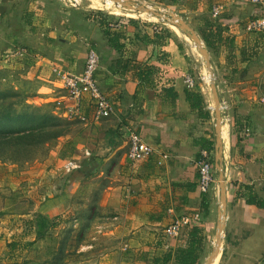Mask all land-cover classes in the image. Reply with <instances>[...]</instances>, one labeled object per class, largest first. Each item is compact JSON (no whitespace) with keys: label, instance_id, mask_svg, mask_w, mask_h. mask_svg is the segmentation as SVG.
Here are the masks:
<instances>
[{"label":"crops","instance_id":"obj_1","mask_svg":"<svg viewBox=\"0 0 264 264\" xmlns=\"http://www.w3.org/2000/svg\"><path fill=\"white\" fill-rule=\"evenodd\" d=\"M90 1L91 6L104 8V0ZM194 1H198L197 10L205 8V3H212L209 24L215 31H220L221 36L213 52L215 67L221 76L219 92L223 85L231 95L229 114L233 117V130L229 151L226 150L229 122H223L225 264H264V204H250L241 194L251 191L264 203V88L260 85L264 83V70L261 69L257 77L253 75V71L264 67V32L248 29L250 19L264 16V5H257L262 9L254 10L245 0ZM126 2H130L131 7L119 10L123 16L149 20L146 16L151 10H161L137 0ZM14 3L16 0H0L3 41L37 48L41 61L34 60L26 66L25 72L48 90L55 91L57 87V98H64L60 103H66L73 114L86 116L90 113L93 117L94 109L87 100L78 109L73 108L75 103L67 97V92H63L52 66L59 64L79 72L83 70L90 47L98 48L101 55L96 78L116 111L111 117L95 123L94 131L99 130L102 135L100 151L86 149L91 157L84 151L80 161L83 167L92 158H97L100 172L97 174L99 170L96 171L93 176L104 175L109 180L99 203L103 212L96 216L102 222L95 227L96 232H103L105 227L103 233L110 243L92 264H178L176 253L184 239L167 236L165 230L175 218L201 212L204 194L197 188L196 162L204 149L194 140L205 136L215 141V136L205 126L207 121L192 110L186 98L189 88L185 75L193 68L191 58L181 52L171 31L161 27L131 20L108 23L111 31L123 34L121 56L109 46L99 16L18 9L20 5ZM214 5L222 8L218 16L212 13ZM108 11L120 15L116 9ZM173 27L191 46L192 52L203 58L198 41L175 25ZM118 57L124 63L130 61L129 69L123 71L122 67L113 65ZM148 69L152 73L146 80L142 73ZM207 70L206 66L203 72ZM204 82L210 95L211 84ZM164 88H173L177 98L173 100ZM215 106L211 99L212 113ZM132 131L154 148L153 153L141 162L129 160L128 140ZM213 155L216 159V144ZM38 178H31L30 183L39 186ZM86 178L88 176H77L72 180L65 175L64 186H57L54 194L48 192L50 185L45 181V192L42 196L33 192L34 200L28 201V207H15V203L12 207H0V264L18 261L22 250L12 249L10 243L25 241L21 237L25 222L35 220L40 214L52 219L72 211L67 185L83 183ZM199 225L203 227L202 222ZM80 262L76 264L84 261ZM65 264H69V259Z\"/></svg>","mask_w":264,"mask_h":264},{"label":"rangeland","instance_id":"obj_2","mask_svg":"<svg viewBox=\"0 0 264 264\" xmlns=\"http://www.w3.org/2000/svg\"><path fill=\"white\" fill-rule=\"evenodd\" d=\"M137 1L141 4H150L155 8L166 10L170 12V15L175 14L189 24L200 36L201 29L210 25L208 15H210L212 3H205L207 4L205 8L197 10L198 1L194 0ZM245 1L254 10L262 9L248 0ZM16 2L14 5L21 6H18V9L23 7L25 9L32 8V11L39 12L41 9L53 12L56 10L68 13L78 12L80 15H85L84 17H101L105 14L109 16V23L128 21L133 18L139 23H146L149 26L161 27L171 31L175 42L180 46L181 52H184L187 58H191L193 68L189 73L195 76L198 83L196 88H199L203 93L207 107H210V95L207 84L203 80V71L206 68L205 59L192 52L191 46L175 31L174 24L171 22L156 18H153L156 21H152L141 17L117 15L105 8L91 6L90 0H16ZM255 12L257 13V11ZM2 41L0 35V207H12L13 203H15V207H28V201L34 200V193L43 195L46 182H49L48 192L52 194L56 192L57 186H64L63 183L67 174L64 167L68 161L73 160L80 163L86 149L93 152L100 151L101 131L95 132L94 128L97 127L95 123L101 119L92 117L90 113L86 116L71 113L66 103H60L61 101L64 102V98H62L63 100L57 98L59 96L57 87L55 91L48 90L40 81L28 77L25 72L26 66L33 64L34 60L41 61L37 54V48L27 45L35 56L18 58L15 57L14 51L16 48L24 46L21 43L11 44L8 41ZM208 50L219 96L228 105V108L222 109V112L224 113L228 109L231 113V101L229 100L231 95L229 96V92L223 85L220 87L221 92H219L221 76L215 67L216 55L210 49ZM2 57L3 59H1ZM37 58L39 60H36ZM261 69L264 70V67L260 66L256 71H253V75L256 74L257 77ZM260 85L264 88V83ZM62 90L64 93L66 92L64 89ZM18 115L32 117L31 120L34 123L32 126L36 128L32 130L27 125L21 128L14 120ZM41 122L43 124H40ZM228 122L230 134L226 145L227 151L230 149L233 130V117L231 115ZM205 126L214 136L213 116ZM59 129L62 130V133L56 134ZM89 156L91 157V154ZM214 167L216 184L213 191L214 196L211 195L210 214L202 222L204 241L200 264L206 263L212 250L218 223L219 178L215 156ZM95 172L90 174L83 183L67 185L68 195L72 200V211L66 213L65 216H60V218H52L58 225L50 229L44 238H36L33 233L26 232L25 234L23 232L21 234L25 241L32 239L34 245L22 250L20 257L16 259L18 261L14 264H65L67 259H69V264H76L80 261H84L83 264H92L98 259L104 248L110 243L108 236L103 233L105 227L103 232H96L95 227L99 222H102V219H98L96 216L103 212L99 203L103 198L105 188L109 185V180L104 178V175L97 176L100 170L93 176ZM36 173L40 175L35 176ZM31 178H38L40 185L36 187L37 184L30 183ZM58 219H60L59 222ZM25 225L26 222L24 223L26 228ZM225 237L223 238L224 245ZM224 254L223 248L219 264H225Z\"/></svg>","mask_w":264,"mask_h":264},{"label":"built area","instance_id":"obj_3","mask_svg":"<svg viewBox=\"0 0 264 264\" xmlns=\"http://www.w3.org/2000/svg\"><path fill=\"white\" fill-rule=\"evenodd\" d=\"M248 1L254 5H264V0ZM221 11L222 8L220 5H214L212 8L214 16H218ZM248 29L264 32V16L250 19ZM31 51L28 47H21L16 48L14 53L15 57L18 58L35 56ZM100 63V52L97 48L90 47L87 51L82 71L76 72L59 64H54L52 71L67 92V97L74 101L75 105L73 108L78 109L87 100L94 109V117L104 119L111 117L115 113L116 107L113 101L106 95V92L101 88L96 78ZM185 83L189 89H195L198 84L195 76L191 73L185 75ZM223 103L226 104V101L223 100ZM128 147V156L132 163L145 160L154 151L152 145L143 140L134 131L129 134ZM86 154L90 155L88 151ZM196 165L198 170L197 188L202 194L213 193L216 184L213 151L208 152L207 150H203ZM80 167L81 164L78 161L70 160L65 164L64 170L66 173H71ZM200 221L201 213L199 211L189 215H182L173 220L166 228L165 234L170 237H178L185 227L191 226L192 224H199Z\"/></svg>","mask_w":264,"mask_h":264},{"label":"trees","instance_id":"obj_4","mask_svg":"<svg viewBox=\"0 0 264 264\" xmlns=\"http://www.w3.org/2000/svg\"><path fill=\"white\" fill-rule=\"evenodd\" d=\"M175 1V0H174ZM99 23L102 28V31L108 38V44L110 47L115 49L119 52L121 55L123 44L121 43V37L123 36L120 32H113L111 31L109 27V16L103 15L99 17ZM131 21H136L135 19L131 18L129 19ZM201 36L206 43V46L208 49H210L212 52L216 51L217 43L221 40L220 31H215L212 29L210 25H207L206 28L201 29ZM123 56V55H121ZM121 58V57H120ZM119 57L114 59L113 65L116 68H121L123 71L125 69H129V63L130 61H127V63H124L122 59ZM143 71V70H142ZM152 73V70L149 69L146 71V73H142V77H145L146 80L149 79L150 75ZM166 93H168L173 100H175L178 96V94L174 91L173 88H164L163 89ZM186 98L189 101L192 110H194L200 118L203 120H210L212 115L210 109L207 107V102L204 98L203 93L198 89H188L186 91ZM32 117H29L27 115H18L14 118L16 120L17 125L23 127L30 126V129L34 130L36 127L32 126L34 123L31 120ZM40 124H43L42 122ZM62 130H58L56 134H61ZM31 134V133H30ZM194 143L198 146H200L202 149L207 150L208 152L215 150V141L213 139H209L205 136L196 137L194 140ZM100 167L97 158H92L87 164H85L83 167L76 169L72 171L71 173H67L66 175L69 176L72 180H74L77 176H89L90 174H93L98 168ZM248 188V187H246ZM213 193L209 192L207 194L203 195L202 198V204H201V221H205V219L209 216L211 211V195ZM242 195L247 197V202L250 204H257L260 206H263V202L259 201L257 197L254 195V193L248 192V193H241ZM58 225V223L46 215H38L37 218L34 220H29L26 222V228H25V234L27 233H33L36 235V238H44L47 232L55 228ZM182 240L184 239V244L176 253V260L178 264H200L201 260V254L203 252V229L199 224H192L191 226L185 227L181 233ZM33 244V241H23L21 243H15L11 242L10 246L12 249L20 248V250H24L27 247L31 246Z\"/></svg>","mask_w":264,"mask_h":264},{"label":"water","instance_id":"obj_5","mask_svg":"<svg viewBox=\"0 0 264 264\" xmlns=\"http://www.w3.org/2000/svg\"><path fill=\"white\" fill-rule=\"evenodd\" d=\"M154 14L159 15L158 11L154 12ZM180 18V17H179ZM181 30L185 32H190V35L198 41L200 44V49L205 59L206 66L210 69L212 73V93L215 96V99L218 104H222L223 107H227L228 105L223 103V98L219 96L218 89L215 82V73L213 70V65L210 58V53L206 43L204 42L203 38L189 25L187 24L182 18H180V22L175 23ZM210 108V107H209ZM211 115L214 119V136H215V144H216V168L219 178V188H220V207L218 211V223L217 229L215 233L216 244H213L212 250L207 257L205 264H213L215 260L218 258L219 255H222V250L224 248V239L221 235V232L224 231V236H226L225 225H226V186H225V177H224V140L222 135V123H223V116L222 111L220 108L214 109V112H211ZM225 117L230 120L229 110L227 109L224 113ZM223 242V244H222Z\"/></svg>","mask_w":264,"mask_h":264},{"label":"bare ground","instance_id":"obj_6","mask_svg":"<svg viewBox=\"0 0 264 264\" xmlns=\"http://www.w3.org/2000/svg\"><path fill=\"white\" fill-rule=\"evenodd\" d=\"M127 6V7H131V3H127L126 0H104V8L107 9V10H115L117 11L118 14H120L121 12L119 10L121 9H124V7ZM140 10H144V8H139ZM160 14L159 15H156L154 14V12L151 10L146 17L149 18V20H152V21H156V20H153V18H156L157 20H162V21H167V22H171L172 24L176 25L175 23L177 22H180V18L178 16H176L175 14H172L170 15L168 11L166 10H159L158 11ZM120 15H123V14H120ZM177 26V25H176ZM178 27V26H177ZM179 28V27H178ZM180 29V28H179ZM185 32V31H184ZM188 36H190L192 39H194L191 35H190V32H185ZM194 41H196L194 39ZM199 44V43H198ZM200 46V44H199ZM201 47V46H200ZM201 51V49H200ZM202 53V52H201ZM212 73L210 71V69H208L206 71V73L203 74V80L209 82L211 84L210 88H209V92H210V97L211 99L216 103V106L214 107V109L216 108H220L221 111L224 110V107L222 106V104H218L216 99H215V96L214 94L212 93ZM213 109V111H214ZM223 109V110H222ZM225 113V112H224ZM224 113L222 112V116H223V122L224 120H227V122L229 121L228 118L225 117ZM228 135L230 134V132L228 131L227 132ZM222 135L224 137V131H223V123H222ZM227 135V137H228ZM221 235L223 236L224 238V231L221 232ZM216 244V238L215 240H213V244ZM223 244V243H222ZM220 256H218V258L215 260V262L213 264H219V261H220Z\"/></svg>","mask_w":264,"mask_h":264}]
</instances>
